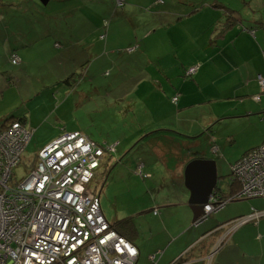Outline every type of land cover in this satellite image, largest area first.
Listing matches in <instances>:
<instances>
[{
    "label": "rangeland",
    "instance_id": "obj_1",
    "mask_svg": "<svg viewBox=\"0 0 264 264\" xmlns=\"http://www.w3.org/2000/svg\"><path fill=\"white\" fill-rule=\"evenodd\" d=\"M13 1L20 3L22 7L9 10L6 16L8 20L4 24L7 28L5 35L0 36V117L9 111H20V116L26 118V125L32 130L21 162L14 168L16 179L25 176L27 170L34 165L39 149L63 129L79 130L102 144H116L111 156L107 155V164L113 163L111 169L105 176L103 168L98 169L101 208L111 222L126 218L135 230L132 238L138 243H147L146 239L151 234H157L154 228L155 215L148 207L158 202L163 194L172 195L171 192L175 190L172 185L175 180L172 173L175 160L167 155L170 170H166L158 166L159 158L151 154V144L160 137V130L155 129L161 127V120L158 121L157 115L152 116L149 106L150 95L155 93L153 79L158 73H152L146 67L154 60V49L159 51L161 45L151 35L147 41L150 50L140 47V37L153 33L160 26L158 21L151 15V9L141 11V8L129 4L143 5L142 0H122L121 4L115 1L107 14L100 7L105 6L108 1L98 0L96 15L93 11L95 3H90L93 9H88L86 13L82 10L81 17L76 20L75 31L71 33L73 26H61L59 19L51 17V13L56 10V3H53L55 0H50L49 8L42 6L38 0ZM202 1L198 0L199 3ZM224 1L240 8L242 14L247 12L252 15L254 12L264 15V0H245L247 4L244 6L242 0ZM3 2L9 4V0ZM87 16L91 19L95 17V22L91 25V34L85 38L82 34L89 28ZM104 20H109L107 28L103 24ZM15 29H20L21 32L14 34ZM55 43L59 45L56 46ZM11 46L20 47H14L13 50L20 57L17 63H12L7 54ZM130 48L131 51L128 52ZM58 49L61 51L59 57ZM72 72H75L74 75ZM217 109V105H207L204 110L201 107L204 115L208 112L215 113ZM204 115L201 118L192 114L206 127L207 116ZM181 119L180 115L178 119L172 120L175 126L173 129L180 131L183 124L187 126L190 123ZM246 122L214 118L199 137L177 135L174 139L187 142L190 145L189 149L185 148L187 151L213 157L218 164L217 174L221 176L218 185L228 192L230 163L241 157L245 143L258 132L255 122ZM146 127L148 128L144 130ZM138 135L140 136L137 137ZM211 139L218 146L217 154L211 151ZM194 140L200 145H192ZM139 158L153 164L147 168L152 172L150 178L140 176L142 163L137 166ZM107 164L103 162V165ZM232 180L234 181L233 176ZM235 194L236 192L229 194L231 196L228 198L236 201L228 205L233 206V211H241L244 216L239 213V217L226 222V227H230L226 230L229 231L231 225L241 224L235 229L234 242L240 244V237L247 235L244 232L253 236L252 231L255 230L259 238L256 243L264 246V215L257 216V211L249 214L251 200L247 199L250 198H234ZM187 202L189 203V199ZM259 207L264 208V203ZM216 217L217 214L213 213L204 220L202 215L201 221H204L199 227V233L216 224L213 222ZM175 222H185L182 210ZM154 240H158L157 235ZM222 240L224 239L221 238V242ZM250 242L252 239L249 238L247 243ZM243 247L246 248L245 243ZM136 249L138 250L137 246ZM160 254L161 251L150 253V264H154ZM138 256L139 250L137 262ZM144 261L141 258L139 264H144Z\"/></svg>",
    "mask_w": 264,
    "mask_h": 264
},
{
    "label": "crops",
    "instance_id": "obj_2",
    "mask_svg": "<svg viewBox=\"0 0 264 264\" xmlns=\"http://www.w3.org/2000/svg\"><path fill=\"white\" fill-rule=\"evenodd\" d=\"M107 1L105 6L100 7L104 14L111 10L116 0ZM142 1L144 4L139 6L129 4L141 8V11H150L151 9V15L160 25L153 33L150 32L140 37V47L146 51L150 50L147 41L151 35L155 36L161 45L159 51L157 48L154 49V60L149 62L146 67L152 73H158L157 77L153 79L155 93L150 95L149 106L152 116L157 115L158 121L161 120V127L155 129L160 130V137L151 144V154L159 158L158 166L166 170H170L167 155L175 160V167L172 169L173 177H175L172 185L175 186V190L171 192L172 195L163 194L158 202H155L152 207H148L150 211L153 210L152 214L155 215L154 228L158 236L157 241L154 240L156 235L153 234L146 239L147 243L144 241L138 243L134 238L128 236L138 247V261L144 258V264H150L148 259L150 253L161 251L154 264H264V246L256 243L259 238L255 234V230L252 231L253 236L249 235V232H244L247 235L240 237V244L234 242V238L236 236L235 229L241 224L231 225L233 227L229 231L226 230L230 228L226 227V222L240 215L244 216L241 211H233V206L228 205L230 202L236 201L230 200L228 196L231 191L230 184L233 181L230 176L231 166L238 158L230 163L229 191L225 195H221V199H226L224 205L207 215L208 217L216 213L217 217L213 218V222L216 224L210 226L207 231L199 233L201 231L199 227L207 217L200 222L194 221L191 204L187 202L190 192L184 185L183 171L192 157H213L205 156L204 153L194 156L193 152L195 151L185 150L190 147L187 142L174 139L177 135L192 138L195 135L200 136L204 133L202 131L209 126L210 120L217 118V120H245L247 124L255 122L257 135L245 143L242 155L264 140V119L261 117V114L264 113V95L260 100L254 98L260 92L257 75H264L262 53L264 49V15L254 12L252 15L247 12L242 14L240 8L228 5L224 0H203L200 3L198 0ZM49 2L50 0L45 4L46 8H49ZM97 2L98 0H55L53 3H56V10L51 13V17L59 19L61 26L64 24L73 26L72 33L75 31L76 20L81 17L82 10L86 13L88 9L90 11L94 8V13L97 12L95 9ZM90 3H95V6L92 8ZM245 4H247L246 1L242 0V5ZM20 7H22L21 4L15 3L13 0H9L7 5L3 0H0V36L7 29L4 24L8 20L6 16L10 12L9 10H16ZM226 12L232 14L235 19L234 24L223 25L226 21ZM90 16H87L89 28L82 34L85 38L91 34L93 30L91 25L95 22V17L91 19ZM103 24L107 28L109 20H104ZM20 32V29H17L14 34ZM55 45L59 44L55 43ZM14 47L20 48L11 46L7 50L9 58H11V54H16L13 53ZM136 47H139V43L136 44ZM57 51L59 57L61 51L60 49ZM194 65L198 66L197 71L187 77L186 68ZM74 73L71 74L74 75ZM173 96L177 97L175 102L172 101ZM207 105H217L218 109L215 113L208 112L204 115L201 107L204 110ZM19 112L9 111L0 117V120L9 115L20 117ZM175 113L177 114L175 115ZM193 113L201 118L202 115L207 116L206 124L208 125L205 127L203 122H199L192 116ZM253 114L258 116L254 117ZM259 114L261 118H259ZM180 115L182 116L181 121H190V123L185 126L180 121L183 125L178 131L179 129H173L175 126L172 120L178 119ZM81 133L89 137L85 133ZM211 137L213 138V136ZM150 143L148 144L150 145ZM192 145L198 146L200 143L194 140ZM211 146L212 153L217 154L219 149L214 139H211ZM144 147L147 149L146 145ZM141 163L142 172L150 178L152 172L147 168L153 164L139 158L137 166ZM216 165L218 166L217 163ZM99 180L98 176L94 178V181L99 182ZM165 191L167 192V190ZM247 200H251L249 214L264 210L259 207L262 202L264 203L263 198ZM181 210L185 222L178 224L175 222V218L178 217ZM195 228L199 230L194 231ZM257 228L258 226L255 229ZM221 238L224 239L222 242ZM249 238L252 239V242L247 243ZM150 241L151 244H149ZM243 243L246 248L243 247ZM252 257H254L253 260Z\"/></svg>",
    "mask_w": 264,
    "mask_h": 264
},
{
    "label": "built area",
    "instance_id": "obj_3",
    "mask_svg": "<svg viewBox=\"0 0 264 264\" xmlns=\"http://www.w3.org/2000/svg\"><path fill=\"white\" fill-rule=\"evenodd\" d=\"M257 81L254 98L260 100L264 75ZM31 136L20 120L0 126V264H135L136 245L106 218L94 184L103 154L115 144L102 146L80 131H63L39 149L23 178L14 179ZM231 174L239 184L234 198H264V140L234 162ZM224 202L212 196L204 210Z\"/></svg>",
    "mask_w": 264,
    "mask_h": 264
},
{
    "label": "water",
    "instance_id": "obj_4",
    "mask_svg": "<svg viewBox=\"0 0 264 264\" xmlns=\"http://www.w3.org/2000/svg\"><path fill=\"white\" fill-rule=\"evenodd\" d=\"M48 1L39 0L43 5ZM183 176L184 184L190 192L189 203L194 213V221L200 222L202 215L203 218L208 215V212L204 211V206L210 203L211 196L220 199L221 195L226 193L218 185L220 176L217 174L216 161L204 156L193 158L185 165Z\"/></svg>",
    "mask_w": 264,
    "mask_h": 264
},
{
    "label": "trees",
    "instance_id": "obj_5",
    "mask_svg": "<svg viewBox=\"0 0 264 264\" xmlns=\"http://www.w3.org/2000/svg\"><path fill=\"white\" fill-rule=\"evenodd\" d=\"M235 23V19L232 17V14L230 13V12H226V21H225V23L223 24L224 26H228V25H232V24H234ZM190 67V66H189ZM188 67V68H189ZM188 68H186V75H187V77H190V76H192L193 74H189L187 71H188ZM198 69V68H197ZM174 97H176V96H173L172 97V101H174L173 100V98ZM176 99H177V97H176ZM175 102V101H174ZM262 117V116H261ZM20 120V121H22V122H25V117L24 116H13V115H9V116H7L6 118H4V119H2V120H0V126H4V125H6L8 122H10V121H13V120ZM77 131V130H76ZM197 137H199V135H195V136H193V138H197ZM89 138V137H88ZM91 139V138H90ZM93 140V139H92ZM95 141V140H94ZM97 142V141H96ZM99 143V142H98ZM99 144H102V143H99ZM105 145H107V144H102V146H105ZM115 146H116V144H115ZM114 150H115V147H114ZM113 150V151H114ZM113 151H106L104 154H103V156H102V159H101V162H100V165H99V167H98V169L99 168H103V170H102V173L104 174V176L106 175V173L109 171V169H110V166H112V164L113 163H111V164H107V162H108V159H107V155H110L111 156V153L113 152ZM193 155L194 156H197L198 155V152H193ZM203 157V156H202ZM193 158H197V157H192L191 159H193ZM22 159V158H21ZM190 159V160H191ZM21 162V161H20ZM103 162H105L106 164H107V166L106 165H103ZM137 164H138V162H137ZM98 169H97V174H96V176H98V173H99V171H98ZM95 176V177H96ZM140 176L142 177V178H148L143 172H142V170H141V172H140ZM14 179H16V176L14 175ZM94 184L96 185V186H99V188H100V190H101V185H100V183L98 182V181H94ZM238 188H239V184H238V182H236L235 180L234 181H232V183L230 184V190L232 191H230V193H234V192H236L237 190H238ZM229 193V194H230ZM231 195H229L228 197H230ZM264 199V198H263ZM100 204H101V195H100ZM126 219V218H125ZM125 219H123V220H118V221H115V222H113L112 224L114 225V228L116 229V230H118V232L119 233H121L122 235H124L125 237H127L128 239H129V237H131L132 238V234H134L135 233V230H134V228H133V226H131V225H129L128 224V220H125ZM129 236V237H128ZM133 239V238H132ZM131 240V239H130ZM132 241V240H131ZM133 242V241H132ZM134 243V242H133ZM135 244V243H134ZM149 259V258H148ZM149 262H150V259H149ZM135 264H139V261L138 262H136ZM171 264V263H170Z\"/></svg>",
    "mask_w": 264,
    "mask_h": 264
},
{
    "label": "flooded vegetation",
    "instance_id": "obj_6",
    "mask_svg": "<svg viewBox=\"0 0 264 264\" xmlns=\"http://www.w3.org/2000/svg\"><path fill=\"white\" fill-rule=\"evenodd\" d=\"M112 165H113V164H112ZM111 167H112V166H110V169H111ZM110 169H109V170H110ZM222 227H223V226H222ZM220 241H221V239H220Z\"/></svg>",
    "mask_w": 264,
    "mask_h": 264
},
{
    "label": "bare ground",
    "instance_id": "obj_7",
    "mask_svg": "<svg viewBox=\"0 0 264 264\" xmlns=\"http://www.w3.org/2000/svg\"><path fill=\"white\" fill-rule=\"evenodd\" d=\"M23 156V155H22ZM232 167V166H231ZM102 209V208H101ZM104 213V212H103ZM233 227V226H232Z\"/></svg>",
    "mask_w": 264,
    "mask_h": 264
}]
</instances>
